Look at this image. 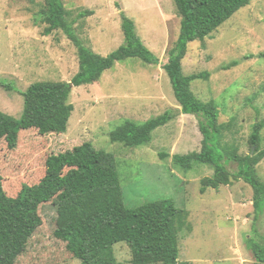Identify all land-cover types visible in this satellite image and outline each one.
<instances>
[{
    "label": "rangeland",
    "instance_id": "obj_1",
    "mask_svg": "<svg viewBox=\"0 0 264 264\" xmlns=\"http://www.w3.org/2000/svg\"><path fill=\"white\" fill-rule=\"evenodd\" d=\"M43 2L0 0V196L5 192L15 197L25 184H38L46 173L47 158L59 154H65L66 163L58 169L57 180L61 179L64 189H75H61L39 205L42 224L15 264H79L78 254L95 245L92 227L102 211L110 219L114 210L159 200H171L182 211L180 263L254 264L247 243V237L257 238L251 186L232 179L217 189L201 191V179L211 176L213 167L194 163L185 170L172 158L199 151L202 140L199 118L180 112L162 68L179 33L180 18L173 0H62L75 19L74 32L96 53L107 55L124 42L123 10L160 62L149 64L138 57L117 61L98 81L72 87L69 102L74 108L65 132L41 135L34 128L24 129L17 146L7 147L8 122L19 117L22 92L29 84L69 82L78 70L74 42L60 29L44 34ZM158 2L167 16L161 14ZM86 10L93 13L79 16ZM262 51L264 0H251L203 43L189 42L182 60L184 74L210 72L207 79L193 80L191 90L203 101L214 100L219 122H230L223 140L236 146L240 154L252 149L248 142L252 124L257 120L264 124ZM233 61L237 64L230 65ZM165 111L178 113L155 128L145 144L130 147L110 138L127 120L141 124ZM83 145L82 151L79 147ZM259 149H264V126ZM228 167L236 169V163ZM256 171L264 182V157ZM257 224L264 230L260 220ZM57 229L69 232L71 239L59 237ZM113 249L117 261L129 262L126 243H116Z\"/></svg>",
    "mask_w": 264,
    "mask_h": 264
},
{
    "label": "trees",
    "instance_id": "obj_2",
    "mask_svg": "<svg viewBox=\"0 0 264 264\" xmlns=\"http://www.w3.org/2000/svg\"><path fill=\"white\" fill-rule=\"evenodd\" d=\"M173 1L180 18L179 33L167 52V61L162 64V68L170 79L180 112L199 118L198 126L202 135L199 151L174 154L173 161L185 170H189L194 163L213 167V174L201 179V191L205 187L217 189L220 184L227 185L232 179L243 180L251 186L253 220L256 222L253 231L257 238L247 237V243L254 264H264V230L257 227L259 220L260 225H264L263 218L260 219L264 215V182L256 171V166L264 157V149H259L264 124L259 120L252 124L248 138L252 149L246 154L238 153L236 146L223 140L230 122H219V111L214 100L203 101L191 90L193 80L207 79L210 72L184 74L182 69L188 43L195 40L203 43L206 37L251 0ZM86 13L92 14L93 11L80 12L79 16ZM120 17L124 42L107 55H101L82 44L73 29L75 19L70 18V12L62 0H44L41 9V20L46 24L44 34L60 29L74 42L77 47L78 70L69 82L34 81L22 92V111L19 117L11 118L8 122L4 136L9 149L17 146L19 133L24 129L34 128L41 135L65 132L74 108L69 102L72 87L98 81L102 73L112 68L117 61L138 57L143 62L159 64V57L138 35L134 20L123 10L120 11ZM259 56L264 58V51ZM235 64L237 61L230 65ZM177 113L165 111L141 124L127 120L110 133V138L126 146H140L151 140L155 128L172 120ZM79 148L83 151L85 145ZM64 157L65 154H59L47 158L46 173L38 184H25L15 197L1 193L0 264H15L18 256L26 250L35 230L42 224L39 205L64 189L61 179L57 180L56 176L58 169L66 163ZM231 162L236 163V169H229ZM65 188L66 191L69 189L67 192L75 189ZM119 193L123 200L120 187ZM113 212L110 219L106 210L98 216V221L92 227L95 230V245L78 254L79 264H191L189 261L180 263L178 260V232L183 227L184 219L182 211L171 200L147 201L136 207H125L121 212ZM55 234L64 240L71 239L69 232L57 229ZM120 242L126 243L130 249L129 262L117 261L114 256L113 247Z\"/></svg>",
    "mask_w": 264,
    "mask_h": 264
},
{
    "label": "crops",
    "instance_id": "obj_3",
    "mask_svg": "<svg viewBox=\"0 0 264 264\" xmlns=\"http://www.w3.org/2000/svg\"><path fill=\"white\" fill-rule=\"evenodd\" d=\"M157 6L159 7V10H161V14L163 15V16H167V14H165L163 11H162V6L160 5V3L158 2L157 3ZM162 18H164V17H162Z\"/></svg>",
    "mask_w": 264,
    "mask_h": 264
}]
</instances>
